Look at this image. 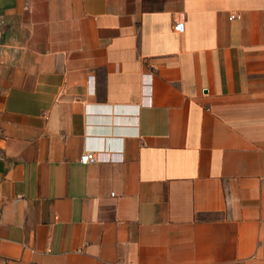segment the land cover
Returning <instances> with one entry per match:
<instances>
[{
	"label": "crops",
	"instance_id": "0c3cea01",
	"mask_svg": "<svg viewBox=\"0 0 264 264\" xmlns=\"http://www.w3.org/2000/svg\"><path fill=\"white\" fill-rule=\"evenodd\" d=\"M0 264H264V0H0Z\"/></svg>",
	"mask_w": 264,
	"mask_h": 264
},
{
	"label": "built area",
	"instance_id": "2783aa9c",
	"mask_svg": "<svg viewBox=\"0 0 264 264\" xmlns=\"http://www.w3.org/2000/svg\"><path fill=\"white\" fill-rule=\"evenodd\" d=\"M232 18L235 17V14L231 15ZM174 29L178 32H184L185 31V22L183 20L176 22ZM101 154L94 150H88L81 156V162L83 164H89L92 161L100 160Z\"/></svg>",
	"mask_w": 264,
	"mask_h": 264
}]
</instances>
